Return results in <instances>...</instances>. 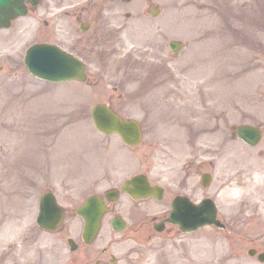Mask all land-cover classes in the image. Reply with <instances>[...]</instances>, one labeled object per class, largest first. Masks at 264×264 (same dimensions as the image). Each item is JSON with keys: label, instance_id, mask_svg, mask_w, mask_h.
<instances>
[{"label": "rangeland", "instance_id": "rangeland-1", "mask_svg": "<svg viewBox=\"0 0 264 264\" xmlns=\"http://www.w3.org/2000/svg\"><path fill=\"white\" fill-rule=\"evenodd\" d=\"M44 1L49 6L64 4L69 8L86 2ZM219 2L98 0L91 4L95 16L98 13V24L93 18L95 26L100 31L109 26L114 47L111 44L106 52L96 49L94 52L97 53H91L88 59L91 76L85 81L52 82L28 72L23 55L41 30L34 35L32 31L26 34L25 28L20 33L17 29L25 23L34 24L32 13L22 22L17 21L16 31H0V170L4 167V173H0V246L17 243L16 231L29 222L43 184L56 191L69 189L71 194L67 198L75 204L82 195L100 191L113 180L129 174L121 171L132 165L130 171L145 168L152 178L164 182L167 189L161 200L145 198L136 201L123 195L114 203L115 209L119 208L128 217L126 227L112 234L116 240L115 248L122 257L121 263L264 264L255 255L247 253L251 245L260 248L264 245V212L261 214L263 219L258 218V208L254 206L253 213L246 215L242 201L233 203L239 200L240 195L233 196L232 204L220 200V191L227 184H232L236 175L253 177L254 171L264 170V139L256 145L261 150L260 157L255 152L244 154L241 153V143L230 138L226 130L227 124L248 118V115L256 114L264 119V17L261 15L260 19L253 20L254 29L234 28ZM155 4L159 9L156 15H152L150 11ZM260 5L264 10V0H260ZM63 19L71 31L77 26L75 20ZM171 38L181 39L184 46L173 52L167 45ZM136 50L140 53H135ZM144 50L154 52V55L143 58ZM140 58L142 62L136 61ZM153 59L156 61L150 62ZM138 64L141 69L132 78L131 72ZM206 64L215 68L213 70L225 71L230 77L241 73L243 78H225L224 86L235 92H229L214 102L216 110L212 112L214 105L210 108L212 115L209 113L203 118L193 119L192 112H188L193 107V72L196 71L194 74L198 78L203 76ZM199 66L204 68L201 72L198 71ZM248 67L255 71L243 72ZM162 73L171 87H165V92H159L158 87H150L147 91L155 102L150 100V106H142L141 92ZM255 76L257 84L248 90L241 82L253 81ZM211 78L213 83L208 87L219 88L220 84L215 86L219 82L217 78ZM113 86H116L115 90ZM201 87L205 92L207 85L203 83ZM172 90L175 91L172 92L173 97L170 95ZM257 91H261V95ZM158 92L161 95L165 93L167 105L163 103L165 96L160 100ZM99 100L112 101L123 114L134 115L143 121L145 135L140 144L123 146L124 149L114 154V137L96 131L90 117L91 105ZM170 105L180 109L181 113L162 110ZM225 110V118L221 120L220 114ZM172 116L180 118L173 122ZM190 132H193V138H190ZM13 136L16 141L12 140ZM152 138L155 146L147 151ZM23 139L33 142L23 143L20 141ZM17 141H20L18 146L15 145ZM23 154L29 163L20 169L22 159L18 155ZM164 169H168L172 177L168 179ZM203 170L213 173V180L207 187L199 184ZM47 171L52 174V182L45 178ZM261 189L264 192V187ZM176 190L189 194L194 200L207 194L213 196L226 227L218 229L205 225L191 233L181 234L168 225L162 231H156L149 219L143 221L140 228L135 227L137 208L150 210L166 206L164 200L173 196ZM73 214L65 219L60 229L52 232L55 259L68 250L64 236L69 232L68 226L75 229L78 224ZM139 218L144 219V215ZM251 220H256L255 227ZM245 225H248L247 230L243 231ZM106 232L103 231L101 237ZM34 237L38 244H44L45 235L35 234Z\"/></svg>", "mask_w": 264, "mask_h": 264}, {"label": "flooded vegetation", "instance_id": "flooded-vegetation-1", "mask_svg": "<svg viewBox=\"0 0 264 264\" xmlns=\"http://www.w3.org/2000/svg\"><path fill=\"white\" fill-rule=\"evenodd\" d=\"M98 0H88L84 5L77 6L71 9H64L63 13L58 16L59 27H62L63 31L59 33L61 38H57L64 43V46L71 52H74L82 59H89L91 53L96 49L105 51L112 44V39L109 35L110 28L106 25L103 31H100L96 21V17L93 7ZM27 5L28 11H32L35 18L39 23H44L49 27H52V19L49 17L48 13L52 12V6L46 4L44 0H24ZM63 18H71L76 21L77 26L71 31L66 28V22ZM95 20V24L93 22ZM63 25L65 27H63ZM63 37V38H62ZM97 42V43H96ZM100 43L101 45H98ZM107 46L104 48V46ZM106 52V51H105ZM121 183L117 184L118 186ZM123 193V192H122ZM125 194V193H123ZM170 207L168 205L163 207H153V209H139L135 210L138 214L136 217V226L140 228L143 221L149 219L151 225L153 222L163 220L169 213ZM68 212L66 206H64V215ZM119 213V209H115L114 203H110L108 211L105 213V219H102L105 229L107 231L104 236L101 237V230L98 232V236L91 242H85L80 237L81 232V219L77 224L73 232L75 237L76 247L73 250H64L63 254L58 256L59 261L56 264H123L121 263L122 257L117 254L114 243L115 238L112 236L116 231L113 229L110 220L111 218ZM144 215L143 218H139L140 215ZM72 213H68L67 216L71 217ZM75 216V214H73ZM164 227L167 221H164ZM102 225V224H101ZM169 226V225H168ZM70 229V226H68ZM40 232H44V244H38L37 238L34 236H24L17 240V243L10 246H0V264H54V254L52 246V230H46L42 228H37ZM38 230H30L34 233H38ZM138 230V229H136ZM108 234V235H107ZM43 235V234H42ZM43 235V236H44ZM4 249V250H1ZM61 260V261H60Z\"/></svg>", "mask_w": 264, "mask_h": 264}, {"label": "water", "instance_id": "water-1", "mask_svg": "<svg viewBox=\"0 0 264 264\" xmlns=\"http://www.w3.org/2000/svg\"><path fill=\"white\" fill-rule=\"evenodd\" d=\"M19 1L20 0H0V25L8 24L11 16L20 11H24L18 3ZM169 44L175 50L179 47L180 42L172 40ZM25 60L28 67L34 73L43 77L55 79L85 77L77 60L54 49H48L46 46L29 50ZM92 116L96 126L103 131L109 132L116 129L124 140L129 143L136 142L139 138L140 131L135 121L126 119L121 120L119 116L104 103H96L93 106ZM237 133L247 141L252 142L257 139L260 131L249 125L240 124L237 126ZM206 182L207 176H203L202 183L205 184ZM137 185V188L132 190L135 196L138 194H146V191L151 189V186L146 183ZM157 190L159 191V189ZM129 191H131V189H129ZM175 204L177 206L175 219L178 220L183 229H193L206 222H218V220L214 219L215 210L208 198L204 199V201L197 206L193 204L192 207L188 205L186 200H176ZM78 211L89 213V218H93V220H87L88 222L98 220L97 216L100 215L101 208H99L96 196H89L86 204L79 208Z\"/></svg>", "mask_w": 264, "mask_h": 264}, {"label": "bare ground", "instance_id": "bare-ground-1", "mask_svg": "<svg viewBox=\"0 0 264 264\" xmlns=\"http://www.w3.org/2000/svg\"><path fill=\"white\" fill-rule=\"evenodd\" d=\"M152 51H153V49H152ZM150 53L153 54L154 52H146L145 50L142 52V54L144 56L151 55ZM197 64L199 65V63H197ZM201 64H203V63L201 62ZM202 67H203V65H202ZM202 67L199 66V70L198 71L201 72L204 68H206V66H204L203 69H202ZM195 72L196 71L193 72V75H194L193 76V117H196V118L200 119V118H203V117L207 116L209 114V112H210L209 111V108H208V104L203 103V99H202V97L200 95V93H201L200 91H201V88H202L201 85L203 83L207 85V89L204 92V96L207 97L210 94L211 90H212L210 87H208V85H210V84L213 83V79L211 78V76H209L210 75V71L208 73H206L205 77L203 76L201 79H199L194 74ZM54 101H56V100H54ZM12 140L13 141H16L17 138H14L13 137ZM20 141H22L23 143L31 144V140L30 139H23V140H20ZM20 141H17L15 143V145L18 146V144L20 143ZM30 148H27V150H29ZM18 158L19 159H22V162L20 163L22 165H25V164L29 163L27 161V159H26V157H25L24 154L23 155H18ZM164 172H165V174H166V176L168 178L171 176V173L169 172L168 169H164ZM0 173L1 174L4 173L3 172V168L0 170ZM254 177L256 178V180L255 179H251V178L250 179L249 178H246V179H244V180H242V181H240L238 183L235 182V184L242 185V187H240L239 189L236 188L233 191L241 192V191L245 190L247 192L248 196H253L256 200H259V197L261 195V190H262L261 189V180L263 179L264 176L261 173V171H256ZM249 201L250 202H248V204L246 205L248 207V210L252 209L255 206L254 201H251V200H249ZM223 203H225V202H223ZM260 204H263V203L261 202ZM227 205H230V204H227ZM197 263L198 262L195 263L193 261V264H197ZM202 264H208V263H202Z\"/></svg>", "mask_w": 264, "mask_h": 264}]
</instances>
